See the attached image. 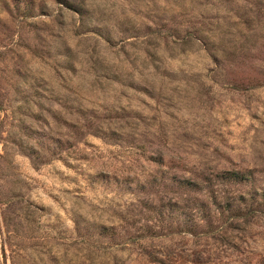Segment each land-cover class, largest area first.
Masks as SVG:
<instances>
[{
	"label": "rangeland",
	"instance_id": "1",
	"mask_svg": "<svg viewBox=\"0 0 264 264\" xmlns=\"http://www.w3.org/2000/svg\"><path fill=\"white\" fill-rule=\"evenodd\" d=\"M0 264H264V0H0Z\"/></svg>",
	"mask_w": 264,
	"mask_h": 264
}]
</instances>
